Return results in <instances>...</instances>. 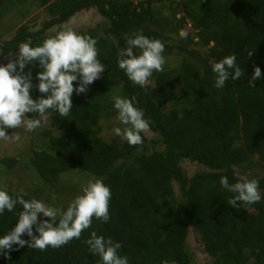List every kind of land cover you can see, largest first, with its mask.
Here are the masks:
<instances>
[{
  "label": "trees",
  "instance_id": "1",
  "mask_svg": "<svg viewBox=\"0 0 264 264\" xmlns=\"http://www.w3.org/2000/svg\"><path fill=\"white\" fill-rule=\"evenodd\" d=\"M26 2L0 0V21L13 10L21 11L19 7ZM158 2L163 6V0ZM32 3L34 8L44 6L49 20L37 30L20 26L10 38L2 39L0 57L18 51L21 43L40 46L49 38L48 29L80 11L94 10L101 21L77 33L98 41L97 58L106 67L86 93L73 92L68 117L52 110L46 113L40 147L30 150L25 165L41 187L15 192L0 186V190L12 198L22 195L25 200L39 201L45 187L57 189L68 174H85L110 188V219L105 223L94 217L80 239L59 248L40 251L25 246L9 252L8 258L0 253V264H99V257L84 243L93 231L121 243L118 253L127 256L129 264L164 260L191 264L185 246L189 229L198 234L203 251L211 258L205 264H264V197L247 210L232 208L227 202L233 194L220 185L223 176L231 184L241 181L238 169L252 173L248 179H257L260 193L264 192V174H260L264 173V0H180L175 2L182 13L179 18L176 10L170 12L171 6L153 8L151 0ZM187 23L192 30L187 42L172 46L173 36ZM137 33L160 40L165 45L164 58L179 57L172 69L154 71L144 87L133 84L117 63L126 38ZM194 44L198 48L190 47ZM134 51L139 54L138 49ZM249 51L254 54L249 56ZM231 54L245 75L217 89L212 64ZM254 67L261 69V79L251 87L248 80ZM39 71V63L34 62L30 94L34 100L42 95L36 87ZM73 83L75 89L78 82ZM114 96L127 98L143 110L162 150L149 151L144 143L130 146L101 137L104 127L120 123ZM28 118L40 117L29 114ZM184 159L207 170L187 177L180 166ZM16 164L13 157L2 158L0 171ZM80 194L70 192L69 203ZM21 210L18 205L14 212L0 214V237L14 227ZM21 238L29 239L26 234Z\"/></svg>",
  "mask_w": 264,
  "mask_h": 264
},
{
  "label": "clouds",
  "instance_id": "2",
  "mask_svg": "<svg viewBox=\"0 0 264 264\" xmlns=\"http://www.w3.org/2000/svg\"><path fill=\"white\" fill-rule=\"evenodd\" d=\"M182 38L186 33L180 32ZM98 41L91 36L81 35L72 29L57 32L55 36L43 41L40 46L32 47L21 43L15 59L0 65V140H19L16 131L7 135L8 129L23 127L31 132L42 126V121L48 119L47 112H58L61 117H68L73 107L71 97L86 93L88 86L100 79L105 71V65L97 58ZM127 46L118 51L117 63L128 79L135 85L144 87L153 72L163 71L165 64L162 55L165 45L158 39H150L142 33L126 38ZM138 49L139 54L134 50ZM254 51H249L252 56ZM235 54L225 56L212 64L215 74L214 87L223 89L229 79L239 80L245 71L236 63ZM39 63L42 71L37 72L36 85L42 94L34 100L30 96L33 88L31 71L24 73L26 66ZM261 79V69L254 67L248 84L254 87V82ZM78 86L74 89V83ZM113 107L117 111V119L126 127H116L113 132L130 146L142 143L141 133L148 127L142 109L120 96H114ZM29 114H37L40 118H28ZM182 115V114H181ZM220 185L233 195L228 199L232 208L248 209V206L260 202L261 193L257 179L242 178L234 184L229 183L226 176L221 177ZM110 188L97 178L89 179L81 186V194L77 195L66 210L61 207L46 206L36 199L25 200L22 195L12 198L5 190H0V214L6 210L14 212L21 207L18 220L14 227L3 237H0V253L8 258V253L27 246L29 249L45 251L48 247L59 248L73 239H80L84 230L91 227L95 217L102 222H108ZM38 214L50 219H38ZM33 226H35L34 234ZM28 240L22 239L24 235ZM84 243L88 251L99 257V264H129L127 256H121L118 250L122 248L119 242L111 238L97 236L96 232ZM16 248H13V246ZM161 264H170L164 260Z\"/></svg>",
  "mask_w": 264,
  "mask_h": 264
},
{
  "label": "rangeland",
  "instance_id": "3",
  "mask_svg": "<svg viewBox=\"0 0 264 264\" xmlns=\"http://www.w3.org/2000/svg\"><path fill=\"white\" fill-rule=\"evenodd\" d=\"M34 0H27V2L20 6L21 11L13 10V12L8 13L0 21V43L2 39L10 38V36L17 30L20 26H28L30 30H37L40 28L44 21L49 20V16L45 7L34 8L32 3ZM153 8L162 9L168 8L171 6L170 12L177 11V18L182 15L180 9L176 6L175 2H180V0H163V6L158 0H151ZM33 4V5H31ZM27 6V7H26ZM26 8V9H25ZM28 11L27 14L22 15L20 12ZM101 18L94 10L89 11H80L76 13L69 21L64 24L56 25L51 27L45 32L47 37H52L57 34V32L65 29H72L76 33L80 30L88 28L89 26H94L96 23L100 22ZM183 31L187 35L192 34L190 29V24L187 23L182 29L178 30L176 36H173L172 46L181 41L183 44L187 42L185 38L180 36V32ZM196 41V40H195ZM171 46V45H170ZM190 47H196L192 45ZM198 48V47H196ZM204 50V49H202ZM18 52V51H16ZM14 52V53H16ZM206 52V50H205ZM14 53H11L7 56L0 57V65H5L9 60H14L16 57ZM165 64L163 69H172L179 61V57L173 54L167 55L165 58ZM31 71L32 74V64L26 66L24 73ZM150 83L148 79L147 84ZM33 84V80H32ZM33 88L30 90V94ZM32 95V94H31ZM113 95H117V91ZM120 127L123 129L126 127L123 124H116L115 121L110 123V126L104 127L101 131V137L109 142L111 140H116L119 143L123 142L120 137L116 136L113 132V129ZM46 128V124L42 122V126L35 129L34 131L28 132L23 127L19 129H8L6 134L11 136L15 131L19 135V140H0V159L2 158H14L17 161V164L11 170L0 171V186L3 188L11 189L15 192H24L29 190H35L40 188V181H37L34 178V173L26 168L28 158L30 156V150L33 148L38 150L42 142L41 130ZM142 143L145 144L146 148L149 151L152 150H162L164 146L159 143L158 137L153 134L148 128L141 133ZM155 144V145H154ZM180 166L187 177H192L196 173L206 171L207 168L196 163L191 162L188 159H184L180 162ZM0 170L1 167H0ZM235 172L242 178H249L252 173H242L238 169H235ZM261 175L264 173L260 172ZM33 177V179H32ZM89 178L85 174L71 173L64 177V181L60 183L57 189L46 188L42 190V193L39 195V201L43 202L46 206L50 207H61L64 208L69 204L70 197L69 193L74 192L79 194L81 192V186L86 184ZM175 188L176 185L174 186ZM72 190V191H71ZM264 197V192L261 193ZM254 212V211H253ZM50 219L43 217L42 214H38V219ZM35 229V226H33ZM186 250L188 255L191 258V264H205L211 262V258L203 251L202 244L199 240L197 233L189 229L187 239H186Z\"/></svg>",
  "mask_w": 264,
  "mask_h": 264
}]
</instances>
